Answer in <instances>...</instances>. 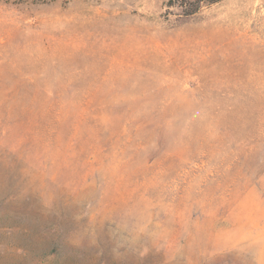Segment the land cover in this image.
I'll list each match as a JSON object with an SVG mask.
<instances>
[{
    "label": "rangeland",
    "instance_id": "374dc122",
    "mask_svg": "<svg viewBox=\"0 0 264 264\" xmlns=\"http://www.w3.org/2000/svg\"><path fill=\"white\" fill-rule=\"evenodd\" d=\"M0 264H264V0H0Z\"/></svg>",
    "mask_w": 264,
    "mask_h": 264
}]
</instances>
